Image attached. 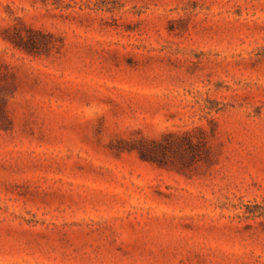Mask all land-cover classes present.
<instances>
[{
  "label": "rangeland",
  "instance_id": "1",
  "mask_svg": "<svg viewBox=\"0 0 264 264\" xmlns=\"http://www.w3.org/2000/svg\"><path fill=\"white\" fill-rule=\"evenodd\" d=\"M0 264H264V0H0Z\"/></svg>",
  "mask_w": 264,
  "mask_h": 264
},
{
  "label": "trees",
  "instance_id": "2",
  "mask_svg": "<svg viewBox=\"0 0 264 264\" xmlns=\"http://www.w3.org/2000/svg\"><path fill=\"white\" fill-rule=\"evenodd\" d=\"M14 44L17 46H24L23 44H26V39L24 36L20 35L19 41L16 39L9 38ZM162 142L158 140H147V139H139L138 141H135L133 144V147H130L131 150H136L140 157L144 160H150V161H156L160 164L162 162L159 157L156 155V149L161 148Z\"/></svg>",
  "mask_w": 264,
  "mask_h": 264
}]
</instances>
